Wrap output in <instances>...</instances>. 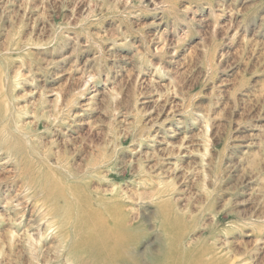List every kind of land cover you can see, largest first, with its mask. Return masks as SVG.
<instances>
[{
    "label": "rangeland",
    "instance_id": "1",
    "mask_svg": "<svg viewBox=\"0 0 264 264\" xmlns=\"http://www.w3.org/2000/svg\"><path fill=\"white\" fill-rule=\"evenodd\" d=\"M0 128V264H75L89 198L141 264H264V0H0Z\"/></svg>",
    "mask_w": 264,
    "mask_h": 264
},
{
    "label": "bare ground",
    "instance_id": "2",
    "mask_svg": "<svg viewBox=\"0 0 264 264\" xmlns=\"http://www.w3.org/2000/svg\"><path fill=\"white\" fill-rule=\"evenodd\" d=\"M34 184L40 191L39 199L34 202L36 206L40 203L43 217L47 218L48 222H51L56 216L61 217L57 207L59 204H66L68 197L72 196L71 189L64 190L62 184L57 183L53 178ZM53 196L56 197L55 201L49 199ZM92 200L89 198L78 201V208L75 206L77 211H73L72 215L75 220L77 219L75 231H73L75 232L74 239L70 237L72 229L70 225L66 224L65 227L61 224L58 227V234L65 243L64 249L77 255L75 264H141L140 260L135 257L136 255L134 256L132 253L137 244V239L133 236L137 225L133 223L132 216L129 213H124L122 205L114 199H110L108 203H104L102 199L94 198ZM145 255L143 256L146 264H156L161 261H164L165 264H172L173 262L171 253L165 249L160 250L158 254L148 255L147 253ZM133 256L134 258H132Z\"/></svg>",
    "mask_w": 264,
    "mask_h": 264
}]
</instances>
